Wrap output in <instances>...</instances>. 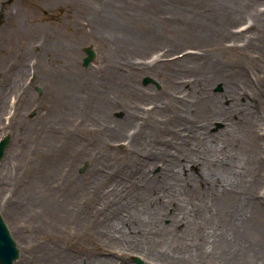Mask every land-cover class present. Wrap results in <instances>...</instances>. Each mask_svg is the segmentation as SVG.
<instances>
[{"label": "rangeland", "instance_id": "obj_1", "mask_svg": "<svg viewBox=\"0 0 264 264\" xmlns=\"http://www.w3.org/2000/svg\"><path fill=\"white\" fill-rule=\"evenodd\" d=\"M90 1L0 0V44L7 48L0 59V138L9 136V144L0 160V214L19 250L14 264H60L64 253L76 254L80 264H85L89 253L95 250L97 244L101 245L96 242L89 223L92 213L88 209L87 194L93 193L91 186L103 181L102 178L104 182H110L107 174L111 170L128 166L133 161L123 149L126 135L108 139L114 123L122 127L126 125L121 111L129 102V85L142 88L152 97L142 100L144 108L160 102L169 104L171 93L180 99L189 98L184 88L198 82L212 94L223 93L220 104L230 108L231 96L227 95L224 83L234 67L233 86L239 89V83L242 88L236 73L240 69L245 70L251 84L245 86L246 91L250 96L257 93L261 100L257 107L254 99H246L241 92L233 96L236 97L235 106L247 101L248 108L255 111L258 121L253 125H257L256 132L263 134L260 143L264 145V20L257 22L258 32L251 30L246 36L237 37L236 41L230 38L219 40L214 39V35H206L217 16L215 0H105L108 2L103 6L99 2L93 4L99 9H103L99 6L104 7L101 16L105 17V20L97 18L94 24L86 8ZM260 9L264 11V0L258 4ZM59 20L66 24L61 29H66L69 23L77 34L72 42L58 39L59 45L54 49L51 47L52 40L49 39L50 44L45 36L56 30ZM87 21L89 27L86 26V32L83 30L81 33L78 29ZM246 21L252 19L245 15L235 21L231 25L232 32L247 26L244 24ZM102 25L107 26L109 34L100 35L102 30H106ZM185 26L183 32L181 28ZM187 26L201 29L209 37V50L204 47L209 45L207 42L202 46L200 41L192 38L191 29ZM258 33V40L249 45L248 42ZM44 44L46 50L42 48ZM84 47H91L96 54L88 66L81 63L85 56ZM68 48L69 59L66 57ZM201 50L204 54L210 52L213 60L218 61L227 75L224 79L200 81L202 71L189 72V69L179 74L155 77L153 72L143 73L137 68L140 63H150L156 56L172 62L185 55L201 53ZM72 58L75 61L73 75ZM36 63L40 65L38 72L35 70ZM176 67L164 70L175 71ZM68 68L69 74L63 79ZM89 71L91 74L86 76ZM37 73L41 76L46 74L48 78L44 83L34 81ZM10 77L14 79L11 84L14 86L9 87ZM86 77H91L89 84H92L85 88L83 79ZM145 79L147 83H144ZM107 80L113 84L115 90L111 97H114L115 103L119 101L120 108L107 110L102 115L88 112V108L83 107L88 105L87 99L91 101V96L100 86L109 87ZM98 82L96 87L94 84ZM22 86L31 88L24 101L19 89ZM91 86L95 88L91 90L92 94L88 91ZM107 93L105 90L104 94ZM19 96L22 98L19 99ZM139 102L136 101L137 106ZM171 103L173 106L176 104ZM140 107L143 108V105ZM170 112L172 108L167 106L159 113V120L166 122ZM106 115L114 122L105 121ZM232 115L235 121L238 120L237 114ZM186 119H191V122L197 120L193 114ZM200 120L208 126L207 131L211 134L220 131L225 123L222 117L221 120L212 118L207 122L202 118ZM107 123H112V126L108 128ZM176 125L185 138H191V123L178 122ZM238 132L239 129H236L233 133ZM176 146L171 145V154H174ZM47 163L50 165L47 166ZM70 166L73 167L70 169ZM51 167H58V171H50ZM190 167V171L196 173L197 169ZM159 169L160 164H152L149 177H158ZM82 185L83 194L80 191ZM260 185V194L264 196V165L259 171L256 189ZM88 186L91 191H88ZM124 191L119 193L121 198L126 194ZM24 199H29L30 204ZM20 202H24L22 206ZM44 205L50 207L51 213L39 210L33 213L30 210ZM163 221L168 223L169 219ZM125 260L129 264H146L137 254H127Z\"/></svg>", "mask_w": 264, "mask_h": 264}, {"label": "bare ground", "instance_id": "obj_2", "mask_svg": "<svg viewBox=\"0 0 264 264\" xmlns=\"http://www.w3.org/2000/svg\"><path fill=\"white\" fill-rule=\"evenodd\" d=\"M215 1L218 5L217 16L206 35H214V39L230 38L231 41H236L237 37L246 36L251 30L258 32L257 22L262 23L264 20V11L258 10L261 0ZM97 2L102 3V6L106 3L105 0H91L90 4H86L93 24L97 18L105 20V17L101 16L104 7L99 6L103 8L99 9L93 5ZM245 15L252 21L244 22L248 25L241 27L238 32H232L231 25ZM88 23L87 21V24L80 26L78 30L81 29V33L83 30L86 32ZM67 24L69 27L61 29L66 25L61 21L55 31L45 36L52 40V44L50 40L49 43L54 49L59 45L58 39L72 42L73 36L77 34L74 26ZM102 27H106V30H102L100 35L109 34L107 26ZM188 28L191 29L192 38L200 41L202 46L205 42L210 43L209 37L201 29ZM185 29L186 26L181 28L183 32ZM258 38L259 33L252 37L248 44ZM210 46L211 44L204 47L209 50ZM42 48L46 50L47 46L44 44ZM6 51L7 48L1 43L0 59ZM69 52L70 49L66 57ZM209 53L204 54L201 50V53L198 51L193 55H185L172 62H166L162 57L156 56L150 63H140L137 68L143 73L153 72L155 77L179 74L189 69V72L202 71L203 76L198 77L200 81L213 82L224 79L227 75ZM189 64L192 67H183ZM70 65L73 75V58ZM170 66L177 67L174 68L175 71L164 70ZM39 67L36 63L37 72ZM234 71V67L231 68L229 81L224 83L227 95L231 96L230 108L220 104L223 93L212 94L206 86H201L200 82L184 88L186 97L189 98L180 99L171 93L168 96L171 99L169 104L160 102L150 108H144L142 100L152 97L142 88L132 84L128 90L129 102H126L121 111L126 125L122 127L114 123L112 126L114 121L108 120V115L105 116V121L112 122L106 124L108 128L112 126L108 139L126 135L123 140L127 139V142L123 149L133 161L128 166H118L111 170L107 174L110 182L106 183L102 178L103 181H97L91 186L92 191L88 186V191L93 192L87 194V204L90 207L88 209L92 213L89 223L96 242L107 246L108 249L97 244L95 250L89 253L85 264H129L125 260L127 254L139 255L146 264H264V196L260 194L261 185L256 189L259 171L264 165V145L260 143L263 134L256 132L257 125L253 123H256L258 118L255 111L248 108L249 103L246 101L236 107V97L233 96L242 92L241 95L246 99H254L257 107L261 97L257 96V93L250 96L246 91L245 86L251 84L245 70L240 69L236 73L243 87L240 88L239 83H236L239 89L234 87ZM68 74L69 68L68 72L63 74V79ZM90 74L91 71L86 76ZM45 78H48L46 74L41 76L37 73L33 79L41 84ZM13 80L11 77L8 79L9 87L14 86L11 85ZM108 81L106 85L109 87L100 86L95 90L94 96L89 94L92 100L87 99L88 105L83 106L88 108V112L102 115L107 110L110 112L111 109L120 108L119 101L115 103L114 97H111L115 89ZM83 82L85 88L86 85L90 86L91 77L84 78ZM180 82L187 84L186 81ZM94 85L99 86V82ZM19 89L22 90L24 98H18L24 101L31 88L22 86ZM94 89L91 86L88 91ZM105 90L108 91L107 94H104ZM157 99L160 98L157 96ZM136 101H140L138 106ZM171 102L176 104L173 106ZM140 105H143V108ZM167 106L172 108L174 114L170 112L167 121L161 122L158 115ZM192 114L197 119L196 122L186 119ZM232 114H237L238 120L235 121ZM221 117L225 121L224 126L214 134L207 131L208 126L203 125L202 120L198 121L199 118L205 122L212 118L221 120ZM178 122L191 123L190 139L185 138L184 133L177 128ZM236 129H239V132L234 134ZM216 136L219 138L216 139ZM172 144L177 145L173 149L174 154L170 151ZM158 162H161L158 177H149L148 171L150 172L152 164L156 166L159 165ZM190 166L197 169L196 173L190 171ZM72 167L70 166V169ZM49 169L55 173L58 171V167ZM262 179L261 177V181ZM122 190L126 193L123 198L119 194ZM80 191L82 194L85 192L84 185ZM20 199L22 201L21 197ZM28 200L23 201L30 204ZM24 202H20L21 206ZM30 210L33 213L38 210L51 213L48 205ZM165 219H169V222L165 223ZM80 263L78 256L72 253H64L63 262H60Z\"/></svg>", "mask_w": 264, "mask_h": 264}, {"label": "water", "instance_id": "obj_3", "mask_svg": "<svg viewBox=\"0 0 264 264\" xmlns=\"http://www.w3.org/2000/svg\"><path fill=\"white\" fill-rule=\"evenodd\" d=\"M87 56L83 59V65L89 64L94 57V53L88 48L84 49ZM148 80L145 79L144 83ZM9 137L6 136L0 141V160L3 156L4 150L8 144ZM18 257V249L15 246V242L11 238L9 231L0 216V264H13L14 260Z\"/></svg>", "mask_w": 264, "mask_h": 264}]
</instances>
